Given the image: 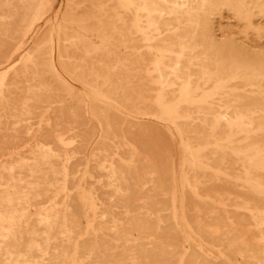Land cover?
I'll return each instance as SVG.
<instances>
[{"label": "rangeland", "instance_id": "rangeland-1", "mask_svg": "<svg viewBox=\"0 0 264 264\" xmlns=\"http://www.w3.org/2000/svg\"><path fill=\"white\" fill-rule=\"evenodd\" d=\"M131 1L0 0V264H264V0Z\"/></svg>", "mask_w": 264, "mask_h": 264}, {"label": "bare ground", "instance_id": "bare-ground-1", "mask_svg": "<svg viewBox=\"0 0 264 264\" xmlns=\"http://www.w3.org/2000/svg\"><path fill=\"white\" fill-rule=\"evenodd\" d=\"M134 1V0H133ZM133 1H131V2H133ZM139 1V3H140V1L143 3L139 8H141V9H145V10H147L149 13H151V14H157V13H160V12H163V11H165V10H167V9H170V8H168L166 5H165V3L163 2V0H138ZM137 1H135L134 3H136ZM138 3V4H139ZM132 5H133V3H132ZM135 5V4H134ZM177 8H179V6L178 5H175V6H173L172 7V9H173V11H176L177 10ZM137 9V8H136ZM136 12V11H135ZM136 15V14H135ZM153 17V16H152ZM160 20V19H159ZM133 21H134V19H133ZM190 22V21H189ZM147 23V22H146ZM156 24V23H155ZM154 24V25H155ZM197 27V26H196ZM138 31H140V30H138ZM142 31V30H141ZM156 32V31H155ZM175 32V31H174ZM136 33V32H135ZM158 33V32H157ZM138 34H142V33H139L138 32ZM143 37V36H142ZM153 39V38H152ZM147 40V39H146ZM143 41V40H142ZM150 41V40H149ZM152 41V40H151ZM150 41V42H151ZM155 41H157V40H155ZM147 45V44H146ZM192 56V55H191ZM153 58V57H152ZM164 57H163V54L160 56V58L158 59V61H157V63L155 62V64H156V70L158 71V73H161V69L165 66V62H164ZM177 59V62H176V69H175V71H179V69H180V67H181V65H182V62H181V59H180V57L179 58H176ZM147 67V66H146ZM163 71H164V69H163ZM189 72V71H188ZM157 73V74H158ZM166 75V74H165ZM158 76V75H157ZM159 84L162 86V84L164 83V81H163V77H162V75L160 74L159 76ZM157 77V78H158ZM168 78V77H167ZM189 79V78H188ZM166 85H168L167 83H166ZM189 85H187V86H184L183 88H182V90H181V93H182V96H184L185 98H187V99H194V97H193V95H192V93L190 92V90H189ZM180 96V95H179ZM162 98H163V96H162V94L161 93H159V100H160V104H162ZM264 100V99H263ZM171 111V110H170ZM220 120H225V121H227L228 123H229V121H228V119H227V117L226 116H224V115H218L217 117H216V121H215V124H217L218 123V121H220ZM228 125V124H227ZM253 156L254 157H257L256 159H258V157H260L261 156V154L259 153V152H257V151H255L254 153H253ZM11 172V171H10ZM18 200V199H17ZM19 201V200H18ZM11 206H12V204H11ZM47 216V215H46ZM50 216V215H49ZM39 219H40V217H38ZM10 221V220H9ZM41 221V220H40ZM1 222V221H0ZM15 223V222H14ZM2 228H3V230L6 232V233H8V228L9 227H12L10 224L11 223H9V222H6V221H3L2 223ZM10 229V228H9ZM11 230V229H10ZM10 230H9V233H10ZM5 236V235H4ZM3 236V237H4ZM262 239V238H261Z\"/></svg>", "mask_w": 264, "mask_h": 264}]
</instances>
